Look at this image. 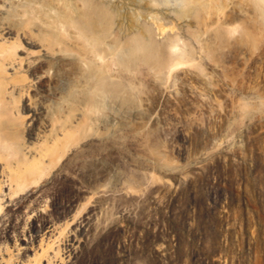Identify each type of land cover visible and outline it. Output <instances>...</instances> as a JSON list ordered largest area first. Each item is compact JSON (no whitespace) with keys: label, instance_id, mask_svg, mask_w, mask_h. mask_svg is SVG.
Here are the masks:
<instances>
[{"label":"rangeland","instance_id":"rangeland-1","mask_svg":"<svg viewBox=\"0 0 264 264\" xmlns=\"http://www.w3.org/2000/svg\"><path fill=\"white\" fill-rule=\"evenodd\" d=\"M99 1L121 47L153 14L165 71L56 43L79 0H0L8 251L26 264H264V0ZM101 74L119 89L94 91Z\"/></svg>","mask_w":264,"mask_h":264},{"label":"bare ground","instance_id":"bare-ground-1","mask_svg":"<svg viewBox=\"0 0 264 264\" xmlns=\"http://www.w3.org/2000/svg\"><path fill=\"white\" fill-rule=\"evenodd\" d=\"M79 1L81 2L80 8L74 7V11L69 12L63 21H59V32L56 35V43L59 44L68 41L77 43L84 50V55L93 57L99 62L106 63L107 58L113 53L115 54L114 59L119 65H130L135 61L149 64L152 61L154 64L156 63V67L160 73L165 69L170 55L167 53L168 51H165V49L168 50V47L164 48L162 46V48L160 44L158 45L156 37L158 32L156 31L157 29H153V19L155 17L151 12H146L142 15L141 30L134 29L131 31L121 47L118 46L117 38L111 31L109 12L102 2L99 0ZM128 8L134 10L131 6H128ZM162 30L159 29V33H163L160 32ZM169 36L167 37L169 38ZM162 42H165V39ZM109 43L114 45L110 52L108 47L113 45ZM158 55L160 56L158 57ZM93 86L94 91L97 92H108L111 90L114 93L119 89V86L113 84L105 74H101ZM16 224L8 212L0 214V264H26V261L23 263L19 253L14 258L8 251V239L17 230L18 227Z\"/></svg>","mask_w":264,"mask_h":264}]
</instances>
